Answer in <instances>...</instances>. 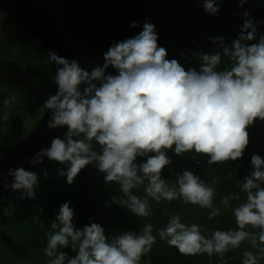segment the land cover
I'll use <instances>...</instances> for the list:
<instances>
[{
  "label": "clouds",
  "instance_id": "clouds-1",
  "mask_svg": "<svg viewBox=\"0 0 264 264\" xmlns=\"http://www.w3.org/2000/svg\"><path fill=\"white\" fill-rule=\"evenodd\" d=\"M247 2L239 0V6ZM219 3L203 0V10L217 16ZM243 16V26L230 45L217 36L211 40L218 45L212 52L192 53L199 60V70H186L176 59L169 60L149 21L139 34L112 44L103 54V65H95L90 72L76 60L50 50L48 61L56 65L51 79L58 91L43 103L50 113L46 127L50 131L66 127L67 131L29 162L35 166L47 158L59 163L62 168L57 175L69 185L82 169L93 165L104 174L106 184L120 186L122 195L113 196L112 203L139 218L151 217L149 198L158 204L180 200L209 209V220L220 216L221 208L214 205L218 179L205 182L184 170L170 183L162 174L172 163L169 151L207 157L209 167L241 159L249 144L247 129L256 120L264 121V34L253 42L258 24L248 11ZM131 27H137L135 21ZM224 59L227 66L221 68ZM109 68L117 74L108 73ZM10 107L11 100H4L0 120H8ZM138 158L146 160L137 163ZM251 165V173L236 185L245 194L244 202L232 206L231 201L241 200L239 194L220 200L224 210L231 209L236 230L216 229L206 236V229L181 222L176 213L166 226L155 229L156 235L181 255H215L221 264L225 254L247 241L250 248L243 250L242 264H260L264 260V159L253 154ZM0 186L18 193V200H35L39 176L20 166L0 174ZM141 187L143 198L133 191ZM0 214L13 215L10 201ZM73 219L74 209L67 202L61 204L45 233L47 264H141L145 257L150 264L149 254L157 242L152 223L144 224L139 233L108 237L100 224L77 229ZM33 220L40 222L38 216ZM40 227L44 228L42 222ZM69 247L77 253L75 258L61 250Z\"/></svg>",
  "mask_w": 264,
  "mask_h": 264
},
{
  "label": "trees",
  "instance_id": "trees-1",
  "mask_svg": "<svg viewBox=\"0 0 264 264\" xmlns=\"http://www.w3.org/2000/svg\"><path fill=\"white\" fill-rule=\"evenodd\" d=\"M199 1L198 4L194 0H167L168 8L163 12L162 8L156 5L150 9L152 6H149L148 0H42L39 5L45 6L49 2L50 6L41 8L52 21L54 22V16L58 20L61 19L70 25V32L80 37L79 49L90 67L89 72L95 65H103V54L112 44L139 34L146 21L155 25L158 46L166 49L169 60L176 59L186 70H199V60L192 56L193 52H212L218 45H214L211 40L217 36L223 37L225 43L230 45L243 26V13L248 11L251 14L264 9V2L256 4L257 0H248L243 7L239 6V0H220L218 15L210 17L211 15L203 10V0ZM154 14L160 17L154 21L150 20V16ZM0 15L21 29L17 32L18 38H12L7 44L0 42V108L3 107L4 100H11L9 125L4 128L7 122L0 120L1 159L28 135V132L25 133L23 139L16 143L15 135L22 129L20 126L25 119L24 109H30L32 106L31 110L37 112L38 116L43 114L45 108L42 106L40 109L39 102L44 92L48 94L46 86L49 83L50 68L36 39L11 18L1 12ZM133 21L137 24L136 28L131 27ZM258 21L262 22L264 19L260 18ZM261 26L264 31V24L260 23L259 27ZM259 30L257 41L253 42H258L259 35L264 34ZM69 41L72 43V37ZM77 44L74 40L73 46L76 47ZM225 66L226 59L221 68ZM107 71L113 75L117 74L112 68ZM247 131L249 144L243 157L237 161L209 167L207 157L194 153L177 156L172 151L168 152L172 163L163 169L162 174V178L168 182L175 183L176 176L184 170L194 172L205 182H210L213 178L218 179L214 205L221 208L222 214L211 220L208 219L209 209L185 205L180 200L158 204L151 198V217L139 218L112 203L113 196L122 195L120 186L115 182L106 184L104 174L93 165L82 169L75 182L69 185L65 177L57 175L62 165L48 160L36 172L39 176V187L36 189L35 200H18V193L12 190L0 197V209L8 207L9 201L13 208L11 217L0 214V264H47L48 257L43 251L47 244L45 233L50 230L51 222L59 214L60 205L65 202L74 209L73 223L77 229L93 222L98 223L105 229L108 237L124 232L139 233L142 226L149 222L154 225L153 234L156 235L155 229L166 226L169 218L176 213L180 214L181 222L196 223L202 230L206 229L203 232L206 236H211L216 229L236 230L237 225L231 209L224 210L220 200L224 196L239 194L241 200L231 201L232 206L236 207L244 202L245 194L240 193L237 182L243 181V178L251 173L253 154L264 159V121L256 120ZM10 144H13L12 148H9ZM96 147L98 149L99 146ZM145 160L146 158H138L137 163H143ZM133 191L141 198L145 196L143 187ZM40 209H43L42 213ZM36 216L44 224L43 229L40 222L33 220ZM247 230L255 231L250 228ZM156 240L149 254L150 264H221L218 256H184L166 241H161L158 235ZM245 248H250L247 241L240 249L225 254V264H242ZM61 250L71 258L77 255L71 247ZM141 264H149L148 258H142ZM260 264H264V260H261Z\"/></svg>",
  "mask_w": 264,
  "mask_h": 264
},
{
  "label": "water",
  "instance_id": "water-1",
  "mask_svg": "<svg viewBox=\"0 0 264 264\" xmlns=\"http://www.w3.org/2000/svg\"><path fill=\"white\" fill-rule=\"evenodd\" d=\"M42 0H0V12L11 18L31 35L41 47L50 68V95H55L58 86L51 79L55 75L56 65L48 61L49 51H54L59 57L73 60L69 46L62 37L52 19L40 7ZM48 96V97H49ZM49 110L44 109L42 116L28 135L17 144L7 155L0 159V174L6 175L9 169L22 166L27 171L37 172L47 161L32 165L29 161L41 148L50 146L54 137L63 139L67 128L48 130L46 122L49 117ZM11 183V178L8 179ZM10 188L0 186V197L9 193Z\"/></svg>",
  "mask_w": 264,
  "mask_h": 264
},
{
  "label": "rangeland",
  "instance_id": "rangeland-1",
  "mask_svg": "<svg viewBox=\"0 0 264 264\" xmlns=\"http://www.w3.org/2000/svg\"><path fill=\"white\" fill-rule=\"evenodd\" d=\"M178 1H180V0H178ZM194 1L197 2L198 4L200 2L199 0H194ZM148 2H149V6H152L150 9H153L155 5L161 7L162 12H163V10L166 11V9L168 8L167 0H164V1H162V0H148ZM260 2H264V0H257L256 4L260 3ZM47 6H50L49 2L45 6L41 5V7L43 9L46 8ZM250 16L257 22L258 27H259L261 21H258V19H260V18L264 19V9L259 10V12L254 11L250 14ZM159 17L160 16L158 14H154L152 17L150 16L149 19L154 21V20L158 19ZM210 17H214V16H210ZM52 18H53L56 26L59 28L61 34L63 35V37L66 39L67 43L69 44V48H70L73 60H76L83 69L89 71L90 67L86 63V61H84L83 55H82L83 53L79 49L80 37L75 36L74 33L69 31L68 28H70L69 27L70 25H68L66 22H63L61 19L58 20L57 18H55V16ZM0 23H1L0 24V42H2L3 44H7L12 38H18L17 32L21 31V29L19 27L13 25L10 21H8V19H6L5 17H3L1 15H0ZM71 29H72V31H74L73 28H71ZM258 29H260L259 31H263L262 26L259 27ZM71 37H72V43H70V41H69V39ZM74 40H76L78 43L76 47L73 46ZM85 54H88V53H85ZM49 84H50V75H49V83L46 86V91H48V94H46V92H44V94L42 95L43 97H41L40 102H39V108L40 109L42 108L44 101L49 96ZM25 103L26 102H24V104ZM31 109H32V106L30 109L29 108L24 109L25 119L22 121L21 126H20L22 129L19 130L15 135L16 143H18V141L23 139V136L25 133H27V132L29 133L31 131L32 127L34 125H36V123L39 121L40 117L42 116V115L38 116L37 112L34 113V111H32ZM20 112H21V110L18 111V113H20ZM0 115H2V113H0ZM11 119H12V116H11ZM3 121H5V120H3ZM8 121H9V118H8V120L5 121V122H7V125L4 128H6L9 125ZM3 144H5V143H3ZM12 146H13V144H10L9 148L10 147L12 148ZM6 150H7V148H6Z\"/></svg>",
  "mask_w": 264,
  "mask_h": 264
}]
</instances>
